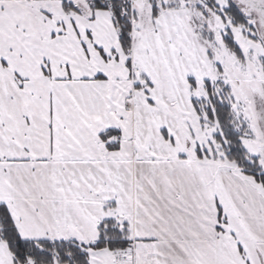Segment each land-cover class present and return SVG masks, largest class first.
Wrapping results in <instances>:
<instances>
[{
    "label": "snow or ice",
    "instance_id": "1",
    "mask_svg": "<svg viewBox=\"0 0 264 264\" xmlns=\"http://www.w3.org/2000/svg\"><path fill=\"white\" fill-rule=\"evenodd\" d=\"M0 264H264V0H0Z\"/></svg>",
    "mask_w": 264,
    "mask_h": 264
}]
</instances>
